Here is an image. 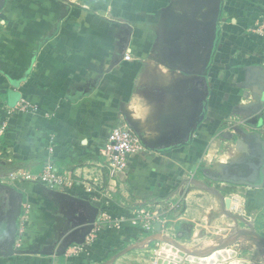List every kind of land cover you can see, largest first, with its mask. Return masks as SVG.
Returning <instances> with one entry per match:
<instances>
[{
  "label": "crops",
  "instance_id": "1",
  "mask_svg": "<svg viewBox=\"0 0 264 264\" xmlns=\"http://www.w3.org/2000/svg\"><path fill=\"white\" fill-rule=\"evenodd\" d=\"M218 6V40L203 74ZM203 75L205 115L188 134ZM263 83L264 0H6L0 11V183L23 193L16 248H56L76 216L84 217L43 185L9 179L11 173L36 176L47 156L76 182L64 192L91 201L99 214L85 243L64 256L14 255L0 257V264H152L162 250L153 248L166 246L157 240L162 235L206 250L234 225L214 192L240 197L244 214L264 234V186L222 182L256 172L260 156L248 134L264 141V105L256 94ZM21 100L37 112L10 111ZM126 120L157 148L141 143L124 171L113 175L102 154L111 130ZM155 203L170 220L165 234L130 225L133 208ZM168 203L179 208L167 209ZM11 206L0 190V240ZM227 251L233 255L214 264L264 262V251L251 241ZM174 264L204 263L180 258Z\"/></svg>",
  "mask_w": 264,
  "mask_h": 264
},
{
  "label": "water",
  "instance_id": "2",
  "mask_svg": "<svg viewBox=\"0 0 264 264\" xmlns=\"http://www.w3.org/2000/svg\"><path fill=\"white\" fill-rule=\"evenodd\" d=\"M6 0H0V11L4 7ZM221 12V7L216 8L215 14L212 17L210 28L212 30L210 45L208 50V57L203 68L202 73H205L208 65L210 64L211 56L215 50L216 43L218 40V20ZM204 76V75H203ZM201 77L203 81V87L201 88L200 96L197 99L196 107L194 110V115L191 118L189 128L187 130L188 134H192L196 129L197 125L200 124L204 118L206 110V97L208 95V87L205 82V76ZM259 97V103L261 106L264 105V83L261 84V88L256 91ZM126 124L130 130L137 134L140 138V142L145 145L146 148L150 150H156L157 147L146 144L134 127L126 120ZM249 137L253 138L254 149L260 156L259 164L256 168V172L248 176H232V177H222V182L226 183L228 186L232 185H242L251 188H262L264 186V141L261 139V135L257 132L248 134ZM239 148L244 147L241 145L242 142L239 140ZM246 151V150H245ZM248 152V150H247ZM249 153V152H248ZM257 178V182L254 180ZM45 191L66 202H69L75 209L82 212L84 217H77L72 228L73 230L66 235L63 242H61L56 248H49L45 250H33L27 251L15 248L16 235L18 230V219L22 212V201L23 193L17 191L13 187L0 183V190H3L12 199V206L10 208V213L8 221L5 228L4 238L0 240V257H11L14 255H24V254H35L49 257H62L65 255L67 249L72 245L81 246L85 243L86 238L92 233L95 228V224L99 214V208L94 205L91 201L78 198L71 194L51 190L43 186ZM210 190V188H209ZM214 194L219 199L220 210L222 214L233 222L231 230L225 238L221 239L220 242L214 246L203 251H196L186 249L175 240L169 236L162 235L157 240L166 244L164 250L170 251L171 254L167 255L165 252L159 254L155 264H174L180 262V258L193 259L195 262L206 263L205 259L211 257L213 254L229 250V248L235 245L240 240L251 241L256 246L260 247L264 251V236L256 231L254 224L250 221V218L244 214V207L242 205V199L238 196H224L220 192H214ZM155 232H159V224L154 225ZM176 254V256H173ZM233 255V254H231ZM228 258V257H227ZM226 259V258H225ZM221 261L222 258H217ZM209 264H214V261L209 262ZM256 264H264V262H257Z\"/></svg>",
  "mask_w": 264,
  "mask_h": 264
},
{
  "label": "built area",
  "instance_id": "3",
  "mask_svg": "<svg viewBox=\"0 0 264 264\" xmlns=\"http://www.w3.org/2000/svg\"><path fill=\"white\" fill-rule=\"evenodd\" d=\"M125 60H130L129 55L124 56ZM12 112H25L35 114L37 107L26 100H21L14 107H11ZM233 121V118H229ZM142 148L140 138L135 134L126 124L116 125L109 135L107 136L105 147L102 156L104 157L105 164L110 168L113 175L117 172L122 173L126 166V159L129 155L135 153ZM32 180L45 186L48 189L64 192L70 187L75 186V180L71 178L70 174L65 171H60L56 167L54 160L47 156L43 161L42 169L36 176H30L26 173H11L9 179L15 181L18 179ZM86 192L94 195L96 192L94 186L88 185ZM167 209L174 210L179 208L178 204L168 203L165 204ZM160 205L155 203L153 206L135 207L129 216V223L131 226L140 230L143 234H152L155 232L154 225L159 224L160 230L165 234L168 229L170 220L166 214H161L157 210ZM264 236V234H262ZM15 241V248H16ZM159 245V244H158ZM157 245V246H158Z\"/></svg>",
  "mask_w": 264,
  "mask_h": 264
},
{
  "label": "bare ground",
  "instance_id": "4",
  "mask_svg": "<svg viewBox=\"0 0 264 264\" xmlns=\"http://www.w3.org/2000/svg\"><path fill=\"white\" fill-rule=\"evenodd\" d=\"M230 254H232V253L230 251H227V250L226 251H220V252L213 254L211 257H208L207 259H205V262L209 263L211 261L217 260V258H222V260H224L225 258L230 256Z\"/></svg>",
  "mask_w": 264,
  "mask_h": 264
},
{
  "label": "rangeland",
  "instance_id": "5",
  "mask_svg": "<svg viewBox=\"0 0 264 264\" xmlns=\"http://www.w3.org/2000/svg\"><path fill=\"white\" fill-rule=\"evenodd\" d=\"M223 218H224V216H223ZM224 219H225V218H224ZM159 245H160V243H159ZM159 245H158V246H155L153 249H154V250H158V249L161 248L162 250H161L160 252L165 251L164 248H162L163 246L160 247ZM167 252H168V253H167ZM165 253H166V254H171V252H170L169 250L166 251ZM173 256H174V254H173ZM152 257H157V258H159L160 256L154 254ZM156 260H157V259H156ZM155 263H156V261L152 260V264H155Z\"/></svg>",
  "mask_w": 264,
  "mask_h": 264
}]
</instances>
